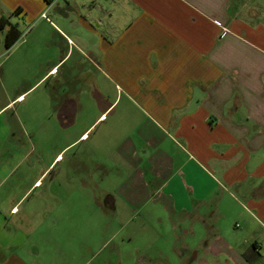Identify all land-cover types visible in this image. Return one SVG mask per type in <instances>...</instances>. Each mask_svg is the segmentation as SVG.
<instances>
[{
    "label": "crops",
    "instance_id": "1",
    "mask_svg": "<svg viewBox=\"0 0 264 264\" xmlns=\"http://www.w3.org/2000/svg\"><path fill=\"white\" fill-rule=\"evenodd\" d=\"M18 7L22 32L51 22L56 125L90 116L63 148L85 144L83 189L101 181L99 210L129 215L93 230L66 188L22 210L31 188L10 192L0 264H264V0H0V17Z\"/></svg>",
    "mask_w": 264,
    "mask_h": 264
},
{
    "label": "rangeland",
    "instance_id": "2",
    "mask_svg": "<svg viewBox=\"0 0 264 264\" xmlns=\"http://www.w3.org/2000/svg\"><path fill=\"white\" fill-rule=\"evenodd\" d=\"M49 17L53 19L50 14ZM23 32L20 40L10 48L5 49L0 45V207L2 212L7 215L8 221L13 220L14 216L9 212L12 199L6 196L10 192L21 193L31 188L20 202L22 210L25 206H31L34 201L47 203L49 199L54 203L55 200L50 198L53 192L60 199L63 194L61 189L66 188L69 194H65L63 202L86 204L84 217L93 223V225L88 223L93 230H96V225L100 221L111 219L117 221L121 219V215L128 217V211L112 216L110 212L99 210L97 202L103 204L109 197L103 192L101 181L93 184L92 180L84 178L83 189L80 175L85 173L76 160L87 155L85 144L77 143L72 149L63 150L70 139L76 138L77 129L88 122L90 116H86L73 130L59 127L55 123L59 114L54 113L53 104L60 103V99L67 92L63 90L61 78L47 79V76L41 79L48 69L46 63L43 64L38 59L39 56H45L48 51L58 55L57 48H49L47 43L53 38L51 22L43 17V20L34 22ZM86 37L91 38L90 35ZM101 82L102 79L96 82L97 87L103 85ZM104 85L105 91L114 98V87L110 83ZM52 87L54 91L50 90ZM50 91H53V100ZM84 95L87 98L82 101L83 105L92 108L94 104L88 98L89 94ZM123 103L122 98L119 108L123 107ZM101 126L92 133L93 141L99 135L100 140L106 141L107 136L100 131H105L107 126ZM107 142L113 140L108 139L104 142L106 146L109 145ZM56 156L61 162H55L50 166ZM39 177L41 178L38 179ZM141 214L143 212L139 213ZM161 214L165 215L163 212ZM45 236L46 234L43 235Z\"/></svg>",
    "mask_w": 264,
    "mask_h": 264
},
{
    "label": "trees",
    "instance_id": "3",
    "mask_svg": "<svg viewBox=\"0 0 264 264\" xmlns=\"http://www.w3.org/2000/svg\"><path fill=\"white\" fill-rule=\"evenodd\" d=\"M20 12L21 8L18 7L9 15L0 17V45H3L5 49L13 46L23 36L19 22L14 20Z\"/></svg>",
    "mask_w": 264,
    "mask_h": 264
},
{
    "label": "built area",
    "instance_id": "4",
    "mask_svg": "<svg viewBox=\"0 0 264 264\" xmlns=\"http://www.w3.org/2000/svg\"><path fill=\"white\" fill-rule=\"evenodd\" d=\"M42 16H43V17H46V14L43 13ZM52 71H56V67L53 68ZM102 117H105V116L103 115ZM36 183H38V182H36ZM11 211H12V212H15V211H16V208H13Z\"/></svg>",
    "mask_w": 264,
    "mask_h": 264
}]
</instances>
